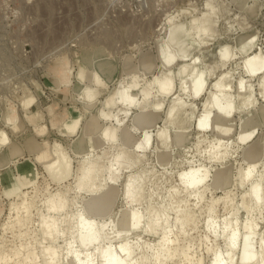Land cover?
Returning <instances> with one entry per match:
<instances>
[{
  "label": "clouds",
  "instance_id": "clouds-1",
  "mask_svg": "<svg viewBox=\"0 0 264 264\" xmlns=\"http://www.w3.org/2000/svg\"><path fill=\"white\" fill-rule=\"evenodd\" d=\"M156 11L158 23L130 46V71L104 72L77 63L65 65L61 73L58 101L65 111L77 113L65 124L67 132L74 136L85 117L103 123L106 150L83 157L81 179L99 180L102 186L119 181L133 192L122 204L105 205L106 214L98 219L77 212L70 218L72 234L84 248L106 244L111 253L116 240L134 231L156 253L155 264L176 259L183 237L196 234L205 251L215 253L209 264H233L207 234L219 233L225 248L234 247L240 214H247L248 227L247 217L264 212V154L253 158L257 132L242 127L264 112V32L219 17L210 0H159ZM253 57L258 71L246 67ZM221 92L223 110L215 106ZM35 104L32 100L29 107ZM10 144L0 131V150ZM56 155L48 171L70 170L68 155ZM0 191L11 197L20 188ZM30 248L0 242V264H36ZM67 249L76 255L73 243ZM191 251L189 245L180 252V264H203L187 255ZM85 264L95 261L89 257Z\"/></svg>",
  "mask_w": 264,
  "mask_h": 264
},
{
  "label": "rangeland",
  "instance_id": "rangeland-1",
  "mask_svg": "<svg viewBox=\"0 0 264 264\" xmlns=\"http://www.w3.org/2000/svg\"><path fill=\"white\" fill-rule=\"evenodd\" d=\"M210 1L218 8L219 17L240 25L238 18L245 14L244 17H248L245 26L251 25L264 32V0ZM158 2L159 0H0V131L11 139V144L1 150L9 154L10 160L0 167V189H5L8 185L6 180L1 179L4 174L12 181L17 177L16 162L31 163L36 169L37 178L32 186L20 188L18 199L15 196L6 197L0 191V242H9L10 245L26 243L34 246L31 249L35 248L34 252H37V241L43 235L39 228L40 215L58 216L57 213L46 211L45 201L50 193L60 192L67 194L69 199H74L75 203H70L68 212L75 213L79 209L78 201L87 196V193L76 189V169L83 157L90 153L99 155L106 150V146L99 134L95 133L82 139V151H74V143L81 137L82 127L88 118L85 117L74 136L67 132L65 124L71 123L77 113L71 108L65 111L58 101L62 87L61 73L65 65L77 63L96 66L104 72H110L114 67L130 71L134 63L131 61L133 53L130 46L158 23ZM224 54L228 55L226 51ZM32 100H36V104L29 107ZM57 144L61 146L59 149ZM12 147H17L20 154L11 156ZM61 152L72 160L71 169L66 170L61 166L58 173H50L46 164L58 159L56 154ZM115 185L122 190V194L125 193L124 184L118 181ZM130 194L126 197H131ZM123 197L125 198V194L119 198V204L120 201L123 203ZM21 199L24 204L17 208ZM26 205L31 216L29 221H22ZM209 234V240L214 239ZM60 238L61 236L58 242L61 244ZM217 238L219 236L215 239ZM142 239L138 243L142 246L143 253L140 248L137 252L147 254L145 257L148 260H144L146 264H155L152 251L144 248L145 238ZM135 240L134 237L132 241ZM195 240V244L199 246L197 251L204 259L203 263L208 264L210 254H206L202 238L195 237ZM151 242L155 243L153 240ZM217 245L221 250L225 249L222 240L217 239ZM38 260L39 258L36 264H40ZM61 263L67 264L65 259Z\"/></svg>",
  "mask_w": 264,
  "mask_h": 264
},
{
  "label": "bare ground",
  "instance_id": "bare-ground-1",
  "mask_svg": "<svg viewBox=\"0 0 264 264\" xmlns=\"http://www.w3.org/2000/svg\"><path fill=\"white\" fill-rule=\"evenodd\" d=\"M210 3L212 2L210 1ZM257 11H258V8H257ZM241 15L243 17H241ZM241 15H240V18H238V21L241 26H245V22L247 21L248 17L245 18L244 17L245 14H241ZM262 17H264V12L262 13ZM224 55L225 57H227V54H224ZM257 59H258L257 57H253L252 60L248 62L246 67L248 68L249 71L259 70L257 63H256ZM217 87L220 88L221 84H217ZM233 87L234 88L236 87L235 81H233ZM224 100H225V97L223 93L221 92L215 98L216 108L223 110ZM215 117H216V113H215V110H213V123H215ZM202 125L206 127L207 120L202 121ZM263 126H264V112L256 115L255 118L253 119L245 121L244 125L242 126L244 131H250L252 129H255L257 132L258 139L255 142V144L252 145L253 158H256L260 154H263V147H264L263 146L264 144V131L263 130L264 129L262 130ZM102 128H103V123L99 121L93 122L87 119L82 127L81 137H79L74 143V148H73L74 151L75 152L82 151L83 149L82 139L85 137H90L92 136V134L97 133L99 134V137L101 138ZM20 152L21 151L17 147H12V149L10 150L11 156L13 155L17 156L20 154ZM9 160H10L9 154H6L4 151H1L0 152V167L3 166ZM50 163L51 162L46 164L45 167H49ZM34 168L35 167H33V165L27 161H24L23 163L16 162L15 169L17 172V177H15L13 181L8 177L7 174H4L1 177L2 180H6L8 183V185L5 187L4 190L12 189L14 187L21 188V187H27V186L29 187L30 185L32 186L34 181H36L35 179H37L36 174H35L36 169L34 170ZM67 175H69V173H67ZM82 175L83 173L81 172L80 165H79L75 173L76 189L78 191L85 190L86 192L85 191L84 192L87 193V196L82 197L80 201L77 200L78 205H79L77 207H79V209H77L75 213L68 212L67 210L70 203L74 202V199H69L67 194H61L59 192L57 194L52 193L51 195L50 193V196L46 197L47 199L45 198L46 199L45 202L47 203V208L45 207L46 211L50 213L51 212L57 213L58 216L54 217L55 216L54 213H53L54 214L53 216L50 215L47 217L40 215V218H41L40 222L38 220L40 224L39 228H40V231H42L41 233H43V235H42L41 240L37 241V245H38V250L36 249L37 252H34L35 248L33 250L30 248V251L35 253V257L37 259L39 258L40 264H56L57 260L61 261L63 259L66 260L67 264H85V261H87L89 257H91L92 260L95 261V264H118V262H123V264H132V261L139 262V261H144L145 259H147V257H145V255L147 254L145 255L142 254L143 253V250L141 249L142 246L139 245L138 243V241L141 240L143 237H139L137 233H135L134 231H130V230L127 231L125 235L121 236L118 240H116L111 245L112 247L111 253L105 251V249L108 247V245L106 244L92 246L89 248H84L81 246L79 237L74 236L72 234L73 222L70 218L74 216L77 212H80L85 216V219H98L106 214L105 205L109 203L119 204L118 200L122 195L124 196L125 194V197H126L127 194L129 195L130 193H133L131 189H128L124 186L123 190L125 189V193L122 194L121 193L122 190L120 191L115 184H112L109 181H105L104 185L102 186L99 180H93V179L82 180L81 179ZM95 181H97L98 183L95 184ZM20 192L17 193V195H15L17 199L20 197ZM35 193L36 192H34V194ZM122 199L124 200V197ZM28 202L32 203V201H28ZM22 204H24L23 199H21V201L17 203L16 207L19 208V205H22ZM42 204L44 205V203ZM120 204H122V201H120ZM24 210H25V215L21 219L22 221H29L28 220L29 216H31L29 212V207H27L26 205L24 207ZM61 214H64V215L62 216ZM246 215H247L246 213H241L240 216L237 218L239 223L235 225V231L237 233L235 237V246L228 247V248L224 247L225 248L224 250H221V248L218 247L219 253L222 256H224L225 259L230 258L233 264H264V212L254 211L251 217H247L249 221L248 227H245ZM251 222H254L256 224V227L254 229L251 228ZM229 223L231 224V221H229ZM222 226L223 225L221 224L220 227ZM60 233H63V236H61ZM86 235H89V234H86ZM60 236L62 238V239L60 238L62 241L61 244L58 242V238ZM193 236L194 234L192 236L183 237L182 242L176 246L177 258L171 261H166L165 264H170V262H173L174 264H180V261L184 259V257L180 255V252L186 249L189 245L192 247V251L188 252L187 255L195 256L196 259H199L203 262L204 259L202 255L198 253L197 251V248L199 246L198 244H195V241H196L195 237L197 236L196 235L195 237ZM218 236L219 234H217L216 237ZM134 237L136 239L135 242L132 241ZM216 237H213V238L215 239ZM199 238H202V237H199ZM36 239H38L37 236H36ZM152 240L155 242L154 239H151V241ZM70 242L73 243L74 246L77 244L75 246L76 255H72V256L68 255L67 244ZM143 242L144 241L142 239V243ZM29 244H31V242ZM124 245H127V247H125ZM31 247H34V246H31ZM97 247H99L101 250L96 251ZM139 248L140 250H142L141 254L137 252ZM151 253H152L154 263H155L156 253L155 252H151ZM151 253H149L150 257H151ZM227 253L231 254L230 257L226 255ZM206 254L207 255L210 254L209 261L215 255V253L208 254V252ZM251 257H255V259H252ZM207 258H209V256ZM161 259H163V257H161Z\"/></svg>",
  "mask_w": 264,
  "mask_h": 264
}]
</instances>
